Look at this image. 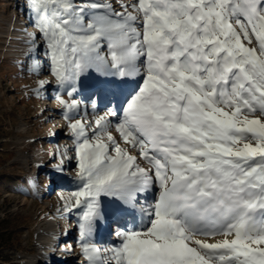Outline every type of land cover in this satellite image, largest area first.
Here are the masks:
<instances>
[{"label": "snow or ice", "instance_id": "6c2138e0", "mask_svg": "<svg viewBox=\"0 0 264 264\" xmlns=\"http://www.w3.org/2000/svg\"><path fill=\"white\" fill-rule=\"evenodd\" d=\"M27 9L32 70L46 61L71 98L57 96L80 181L65 210H82L87 264H264V0H27ZM82 92L103 114L71 119ZM138 207L146 219L121 227L118 245L92 242Z\"/></svg>", "mask_w": 264, "mask_h": 264}, {"label": "rangeland", "instance_id": "374dc122", "mask_svg": "<svg viewBox=\"0 0 264 264\" xmlns=\"http://www.w3.org/2000/svg\"><path fill=\"white\" fill-rule=\"evenodd\" d=\"M29 16L27 0H0V264H87L80 248L82 210H65L80 181L73 134L57 96L71 98L57 86L46 61L38 74L32 70L27 41L35 29ZM74 98L80 110L69 113L73 121H90L106 110L99 103L93 110L86 92ZM111 130L119 138L115 120ZM151 202V194L142 200ZM145 219L138 207L119 224L99 227L91 240L102 250L118 245L115 233L121 227H139ZM106 225L111 234L100 240ZM78 252L83 257L73 258Z\"/></svg>", "mask_w": 264, "mask_h": 264}, {"label": "bare ground", "instance_id": "6f19581e", "mask_svg": "<svg viewBox=\"0 0 264 264\" xmlns=\"http://www.w3.org/2000/svg\"><path fill=\"white\" fill-rule=\"evenodd\" d=\"M103 229H104V227H103ZM64 264V263H63Z\"/></svg>", "mask_w": 264, "mask_h": 264}]
</instances>
